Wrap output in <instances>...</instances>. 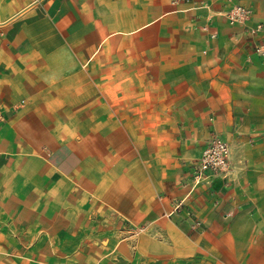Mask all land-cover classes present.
<instances>
[{
  "label": "crops",
  "instance_id": "crops-1",
  "mask_svg": "<svg viewBox=\"0 0 264 264\" xmlns=\"http://www.w3.org/2000/svg\"><path fill=\"white\" fill-rule=\"evenodd\" d=\"M256 23L264 0H0V264H264ZM217 130L230 173L195 184Z\"/></svg>",
  "mask_w": 264,
  "mask_h": 264
},
{
  "label": "built area",
  "instance_id": "built-area-1",
  "mask_svg": "<svg viewBox=\"0 0 264 264\" xmlns=\"http://www.w3.org/2000/svg\"><path fill=\"white\" fill-rule=\"evenodd\" d=\"M204 8L208 9L209 7L205 5ZM221 15L230 26L245 25L251 21L253 9L245 5L235 4L224 11ZM263 31V23H256L247 28L249 37L255 42L253 50L255 54L260 57H264V43L260 41V36ZM211 37H214V35ZM229 173V144L222 137L211 135L201 152L198 165L193 173V181L195 184H198L210 176L226 178Z\"/></svg>",
  "mask_w": 264,
  "mask_h": 264
},
{
  "label": "rangeland",
  "instance_id": "rangeland-1",
  "mask_svg": "<svg viewBox=\"0 0 264 264\" xmlns=\"http://www.w3.org/2000/svg\"><path fill=\"white\" fill-rule=\"evenodd\" d=\"M249 39L252 41V38L249 37ZM252 53L255 54L254 50H253ZM254 66H256V64H253V67ZM242 99H244V100L246 99V102H247V105H248L246 109L247 110H250L252 115L255 114L257 116L264 117V103L261 104L260 102H258L256 100V98H253L252 96L243 97V95H242ZM243 128L244 129H240V130L247 131V132H250V133H252V132H254V133H261L262 132V133H264V122L262 124H260V125L247 123L245 125V127H243ZM217 132L220 133L219 135L224 136V138L226 139L225 141L229 144V147H230V144L231 143L226 138V135H224L223 133L219 132L218 130H217ZM253 144L254 145H256V144H264V140H261V141L260 140L259 141H253Z\"/></svg>",
  "mask_w": 264,
  "mask_h": 264
}]
</instances>
